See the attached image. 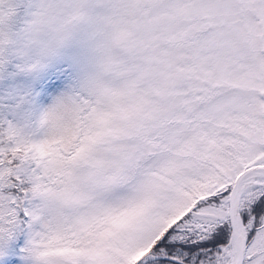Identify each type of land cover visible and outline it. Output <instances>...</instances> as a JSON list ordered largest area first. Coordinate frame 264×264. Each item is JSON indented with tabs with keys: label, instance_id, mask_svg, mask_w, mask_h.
Returning <instances> with one entry per match:
<instances>
[{
	"label": "snow or ice",
	"instance_id": "6c2138e0",
	"mask_svg": "<svg viewBox=\"0 0 264 264\" xmlns=\"http://www.w3.org/2000/svg\"><path fill=\"white\" fill-rule=\"evenodd\" d=\"M0 264H264V0H0Z\"/></svg>",
	"mask_w": 264,
	"mask_h": 264
}]
</instances>
